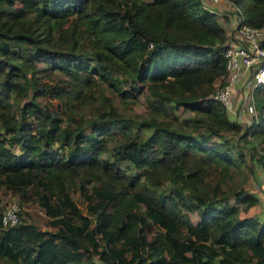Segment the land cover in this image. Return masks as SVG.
<instances>
[{
  "label": "trees",
  "instance_id": "16d2710c",
  "mask_svg": "<svg viewBox=\"0 0 264 264\" xmlns=\"http://www.w3.org/2000/svg\"><path fill=\"white\" fill-rule=\"evenodd\" d=\"M156 1L220 26L202 0ZM231 2L240 24L264 25V0ZM225 47L151 18L141 0H0V189L37 201L56 228L21 213L3 226L0 207V264H264L259 197L222 187L232 168L264 169V84L251 123L231 120L211 97ZM99 84L125 104L146 91L148 117L116 111ZM77 96L93 99L90 117L70 107ZM180 106L194 121L164 123Z\"/></svg>",
  "mask_w": 264,
  "mask_h": 264
},
{
  "label": "rangeland",
  "instance_id": "374dc122",
  "mask_svg": "<svg viewBox=\"0 0 264 264\" xmlns=\"http://www.w3.org/2000/svg\"><path fill=\"white\" fill-rule=\"evenodd\" d=\"M141 2L151 18L176 25L179 28H182L183 30L191 33V35H193L194 37L209 41L214 44H218L221 41L223 42V44L230 42V39L234 37V33L236 31L235 29L238 26L240 19L237 7L231 2V0H202L203 4L206 7L216 11L217 13V21L220 26L216 28L177 15L173 7L167 2L158 3L156 0H141ZM56 36L57 34H54V38H56ZM246 75L247 74H245L244 76ZM62 77L66 79L65 74L62 75ZM245 80L246 79H242V81H240V89L238 91L240 92V100L236 102L238 107L236 114L227 112V115L231 120L237 121L243 126L249 125L255 116V113L253 115L243 113L244 103L248 100L247 98H244L246 97L244 96V93L246 92L247 97L250 96L251 98L254 90V88H251L249 86V83H245ZM100 93L107 95L110 98L113 108L126 116L140 119L143 117H148L149 115V107L145 98L146 91L145 93H140L134 101L131 100V102H129L128 104L122 102L116 91L107 84H99L95 87L94 95H99ZM42 99L43 101L51 100L57 105L58 103H60L58 102V99L56 97H53L49 94L44 95ZM129 99L132 98L130 97ZM252 99L255 102V108L257 110V103L254 99V95ZM70 107H72L76 115L90 117L95 107V103L93 102V99L91 97H88L85 100L83 99L82 102H80V99L77 96L72 99V105ZM59 108L64 109V105L61 104ZM193 115V113L180 106L173 110L171 115L167 117V120H165L164 123L174 124L175 122L183 121L187 122V125H190L191 122L194 121ZM141 134L146 135L147 132L144 130L141 132ZM230 139L233 140V138ZM252 164L253 166H250L249 170L244 168L246 166H241L237 170L232 168V172H234L233 180L230 182V185H222V187L223 189H227L226 191H228L230 190L228 188L236 189L243 186L247 190L255 193L260 199L259 205L264 206V169H262L261 166H259L255 161ZM124 165H131V163L125 160ZM70 196L77 202V204L81 207L82 211L85 214H87L89 217H92L91 215H89V212L86 209V201L80 194L77 185H72L70 187ZM0 197L2 200L0 207L2 208L10 202H17L21 205V210L19 212L21 213V220H26L27 222L35 224V226L41 230H48L50 232H54L56 230L54 226L50 225V218L44 213L37 201L30 200L26 203H22L19 201L16 195H13L6 188L0 189ZM251 212L252 208L247 211L248 214ZM190 216L193 221H197L198 215L196 213H191ZM154 229V225H150L146 228L145 232L148 237L152 235Z\"/></svg>",
  "mask_w": 264,
  "mask_h": 264
},
{
  "label": "built area",
  "instance_id": "2783aa9c",
  "mask_svg": "<svg viewBox=\"0 0 264 264\" xmlns=\"http://www.w3.org/2000/svg\"><path fill=\"white\" fill-rule=\"evenodd\" d=\"M218 1V0H214ZM235 40L226 43L223 50L226 65L225 83L216 84L211 93L218 102L222 103L228 113L236 114L238 107L234 98V86L242 79L249 83L251 88L264 84V25L252 26L246 23H238L235 29ZM247 74L246 76H244ZM240 96V94H239ZM244 98L243 113L253 115L255 113V102L253 95ZM240 112V109H239ZM239 119V118H237ZM21 205L10 202L2 208L1 223L3 226H11L18 222Z\"/></svg>",
  "mask_w": 264,
  "mask_h": 264
},
{
  "label": "crops",
  "instance_id": "0c3cea01",
  "mask_svg": "<svg viewBox=\"0 0 264 264\" xmlns=\"http://www.w3.org/2000/svg\"><path fill=\"white\" fill-rule=\"evenodd\" d=\"M235 34V33H234ZM235 40V37H232L231 39H230V41H234ZM240 81L241 80H239V82L234 86V98L236 99V101L239 99V94H240V92H238L239 91V89H240ZM261 211H262V215L264 216V206H261Z\"/></svg>",
  "mask_w": 264,
  "mask_h": 264
}]
</instances>
